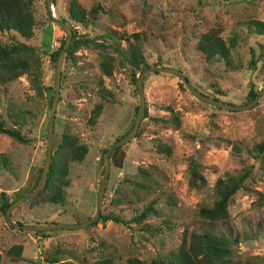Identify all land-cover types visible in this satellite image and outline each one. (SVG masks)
Segmentation results:
<instances>
[{"label":"rangeland","instance_id":"374dc122","mask_svg":"<svg viewBox=\"0 0 264 264\" xmlns=\"http://www.w3.org/2000/svg\"><path fill=\"white\" fill-rule=\"evenodd\" d=\"M77 1L87 10L95 5L100 9L96 17L77 22L68 13L70 0L54 4L56 15L71 25L72 38L84 41L62 61L52 146L56 166L42 193L58 192L63 199L31 198L12 211L17 221L77 223L93 214L100 157L135 120V81L145 65L158 61L175 66L203 93L232 104L247 101L251 83L256 91L264 85V34L251 24L253 19L264 21V0ZM30 7L36 23L26 42L36 48L43 87L31 88L25 74L0 86V118L28 139L22 143L0 134V192L10 201L31 190L41 174L53 93L50 54L65 39L46 15L45 0H30ZM217 25L222 38L234 45L227 59L208 60L197 49V41ZM139 31L152 38L142 46L145 62L140 70L126 59V42L111 39L115 32ZM0 41L24 40L4 32ZM106 54L113 58L110 77L99 69ZM144 92L146 116L139 133L111 158L99 219L82 229L29 231L11 227L0 210V264H128L133 259L147 263L175 250L183 237L188 241L192 233L204 232L230 241L214 264H264V149H256L264 142V96L248 110L221 109L198 101L176 76L163 72L145 76ZM96 102L102 103V111L91 127L87 120ZM64 135L87 146L82 160L70 159ZM160 145L169 152L158 149ZM192 163L206 180L202 186H189ZM245 172L225 219L198 216L199 207L215 200L218 177ZM147 205L152 210L140 221L133 220ZM16 245L21 246L18 259L9 254Z\"/></svg>","mask_w":264,"mask_h":264},{"label":"trees","instance_id":"16d2710c","mask_svg":"<svg viewBox=\"0 0 264 264\" xmlns=\"http://www.w3.org/2000/svg\"><path fill=\"white\" fill-rule=\"evenodd\" d=\"M99 9L100 7L95 5L87 10L77 0H70L68 5L69 16L77 22H86L88 17H96ZM63 20L66 21L65 19ZM35 23L36 21L34 13L30 7V0H0V33L14 32L24 40L13 41L11 43H3L0 41V86H2L7 81L14 80L20 75L25 74L30 82L31 88L40 91L43 87L41 84L42 71L40 68L39 57L35 55L36 48L26 42L33 37ZM251 24L257 33L264 34L263 20L253 19ZM221 31L222 29L219 25L213 26L208 28L198 38L196 47L208 60L214 57L227 59L230 56V46L234 45V41L231 40L229 43H227L220 35ZM118 38L123 39L127 44L126 59L132 66L139 68L140 70L141 64H144L145 62L141 53L142 46L150 44L152 38H149V36H147L142 31L124 35L118 34V32L112 34V40L117 42ZM64 41L65 39L63 38L60 41L57 49L50 54L51 60L55 61ZM82 42L84 41L80 39H73L70 48L66 52L67 56L72 55ZM250 54L251 57L248 62V66L252 68V66L255 64L252 49ZM104 57L105 58L99 63V69L103 75L110 77L114 67L113 58L107 54L104 55ZM157 63L159 62L157 61ZM187 79L190 81L188 76ZM256 93L257 91L254 89V86L251 83L246 94V100H252ZM101 95L104 96L102 93ZM137 108L138 105L135 106V113ZM101 111L102 103L96 102L90 110L87 120L89 126L93 127L96 124ZM146 113L147 111L145 109V116ZM133 123L134 121L131 123L129 129L133 126ZM138 133L139 131L137 134ZM0 134L11 137L18 142H28V139L18 129L6 126L1 118ZM64 138L70 143L68 147L70 159L77 161L82 160L84 158V154L87 152V146L85 144L78 143L77 139L69 135H64ZM121 147L122 146L116 148L111 153L112 159L114 152L118 151ZM158 149L165 151L166 153L169 152V148L162 145H160V148L158 147ZM256 149H264V142L259 143L256 146ZM105 150H103V153ZM102 156L103 154L100 157L101 161ZM55 161L56 153L54 151L52 152L51 168L48 173L45 187L38 195L32 198L33 200H38L40 202H59L63 199L61 193L58 192H52L45 196L42 195V193L48 189L52 180L54 167L56 166ZM247 175V172L239 175L224 173L223 176L218 177L214 184L216 193L215 200L211 205H202L199 207L198 216L209 221L225 219L228 216L227 209L229 200L236 190L242 186V183ZM188 183L191 187H199L206 183L204 176L201 175V173L197 170L196 165L193 163L189 167ZM34 186L31 189H33ZM10 202L11 201L8 200L6 193L1 191L0 210L2 212L5 211ZM151 210L152 206L147 205L141 213L133 215V220L140 221ZM102 218L111 219L116 222L123 221L118 217L111 215H104ZM124 222L126 223V221ZM229 242L230 241L226 238L216 237L207 232L202 234L192 233L188 241L185 237H183L181 243L175 250H171L169 253L163 256H159L147 263H139L136 259H133L128 264H214V259L216 257H222V255L225 253V248ZM20 251L21 246L16 245L10 248L9 254H11L15 259H18L21 257ZM103 264L110 263L105 261Z\"/></svg>","mask_w":264,"mask_h":264},{"label":"water","instance_id":"95a60500","mask_svg":"<svg viewBox=\"0 0 264 264\" xmlns=\"http://www.w3.org/2000/svg\"><path fill=\"white\" fill-rule=\"evenodd\" d=\"M54 4L55 0H45V12L48 18L56 23L59 28L65 33V41L58 52L56 59L54 61L53 67V93L51 97L50 107L48 111V120H47V127H46V137H45V156H44V163L42 166L41 174L39 179L34 186L33 189L30 191L19 195L14 200L10 202V204L5 209V220L11 226L15 228H20L23 230L29 231H50V230H58L62 228L67 229H82L85 228L87 225L97 221L100 217V210L101 204L103 201L105 187L107 185L108 176L110 172L111 166V153L118 147L123 146L129 140L135 137L138 128L140 126V122L143 118L145 105H146V97L144 92V79L145 76L152 72H163L168 73L171 75L176 76L184 87L190 92V94L195 97L198 101L212 105L221 109L226 110H248L255 106L257 102L264 96V85L257 91L255 97L241 104H232L227 101H224L220 98H215L214 96L202 93L199 89L195 87V85L187 79L186 73L169 64L163 63H155L153 65H145L141 71L137 74L135 85L137 89V96H138V108L136 111L135 120L133 126L120 138L113 141L104 151L102 156V163L100 165L98 171V185L95 194V207L93 214L86 220L77 223H27L14 220L12 218V211L21 205L23 202L28 201L29 199L35 197L42 191L45 187L47 182L48 173L51 168L52 162V146H53V131H54V120L56 109L59 102L60 97V88H61V65L64 56L66 55L67 50L70 48L72 40H73V29L71 25L61 19L59 16L56 15L54 12Z\"/></svg>","mask_w":264,"mask_h":264},{"label":"built area","instance_id":"2783aa9c","mask_svg":"<svg viewBox=\"0 0 264 264\" xmlns=\"http://www.w3.org/2000/svg\"><path fill=\"white\" fill-rule=\"evenodd\" d=\"M55 44V43H54Z\"/></svg>","mask_w":264,"mask_h":264}]
</instances>
